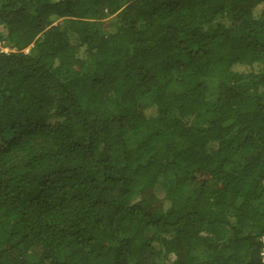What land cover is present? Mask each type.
<instances>
[{
	"label": "trees",
	"instance_id": "1",
	"mask_svg": "<svg viewBox=\"0 0 264 264\" xmlns=\"http://www.w3.org/2000/svg\"><path fill=\"white\" fill-rule=\"evenodd\" d=\"M263 251L264 0H0V264Z\"/></svg>",
	"mask_w": 264,
	"mask_h": 264
},
{
	"label": "rangeland",
	"instance_id": "2",
	"mask_svg": "<svg viewBox=\"0 0 264 264\" xmlns=\"http://www.w3.org/2000/svg\"><path fill=\"white\" fill-rule=\"evenodd\" d=\"M109 19L111 20V19H114V18L110 17ZM113 22H114V20H113ZM216 31H217L216 28H214V29H210V30H209L210 33H212V32H216ZM3 51H7V49H3Z\"/></svg>",
	"mask_w": 264,
	"mask_h": 264
},
{
	"label": "built area",
	"instance_id": "3",
	"mask_svg": "<svg viewBox=\"0 0 264 264\" xmlns=\"http://www.w3.org/2000/svg\"><path fill=\"white\" fill-rule=\"evenodd\" d=\"M262 256L264 257V253H262Z\"/></svg>",
	"mask_w": 264,
	"mask_h": 264
},
{
	"label": "clouds",
	"instance_id": "4",
	"mask_svg": "<svg viewBox=\"0 0 264 264\" xmlns=\"http://www.w3.org/2000/svg\"><path fill=\"white\" fill-rule=\"evenodd\" d=\"M262 253H264V251H263ZM263 258H264V257H263Z\"/></svg>",
	"mask_w": 264,
	"mask_h": 264
}]
</instances>
